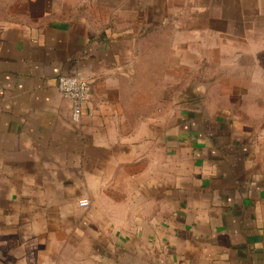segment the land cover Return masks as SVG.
<instances>
[{"label":"crops","instance_id":"crops-1","mask_svg":"<svg viewBox=\"0 0 264 264\" xmlns=\"http://www.w3.org/2000/svg\"><path fill=\"white\" fill-rule=\"evenodd\" d=\"M224 79L264 81V0H0V264H264V135Z\"/></svg>","mask_w":264,"mask_h":264},{"label":"rangeland","instance_id":"rangeland-1","mask_svg":"<svg viewBox=\"0 0 264 264\" xmlns=\"http://www.w3.org/2000/svg\"><path fill=\"white\" fill-rule=\"evenodd\" d=\"M195 73L198 76L197 74H201L202 71L200 68H196ZM186 81L182 80L180 84L182 85ZM205 83L209 84L208 86L211 89H215L214 94L218 89L223 90V97L218 98L220 103L234 106L233 110L238 117L252 124L260 134L264 135V81L240 82L224 79L221 82ZM209 99L212 101L215 98L211 97ZM213 102L215 103V101Z\"/></svg>","mask_w":264,"mask_h":264},{"label":"built area","instance_id":"built-area-1","mask_svg":"<svg viewBox=\"0 0 264 264\" xmlns=\"http://www.w3.org/2000/svg\"><path fill=\"white\" fill-rule=\"evenodd\" d=\"M58 91L72 104V119L75 123L81 121L84 104L90 98L91 83L84 76L61 75L57 81ZM80 206L87 207L90 205L88 199H82Z\"/></svg>","mask_w":264,"mask_h":264}]
</instances>
